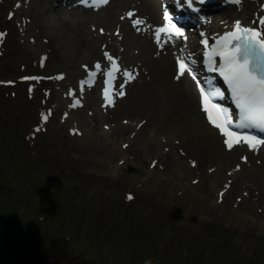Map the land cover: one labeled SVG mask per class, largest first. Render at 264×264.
Here are the masks:
<instances>
[{"label": "rangeland", "instance_id": "1", "mask_svg": "<svg viewBox=\"0 0 264 264\" xmlns=\"http://www.w3.org/2000/svg\"><path fill=\"white\" fill-rule=\"evenodd\" d=\"M121 2L111 0L101 15L95 16L98 22L87 20L79 30H74L81 40L87 38L85 48L79 50L68 33L61 31L59 22L71 12L83 18L84 14L67 6L56 7L54 0H0V28L7 34L0 50L2 82L39 73L54 76L65 72L67 76L63 82L46 83L38 93L34 88L28 90L31 100L20 101L24 115L28 109H36L35 113L32 111V119L37 128L31 129L35 134L34 154L23 146L21 133L25 126L17 118L21 111L11 102L1 109L0 214H9L21 222L29 241L25 244L20 236L17 242L25 252L60 248L73 264H157L159 259V264L182 261L199 264L203 259L208 260L206 264H264V195L258 201L244 198L236 206L237 196L251 195L255 199V195L242 190L244 183L238 178L220 206L215 202V192L224 178L212 187H203L199 182L192 184L193 179H200L199 174L178 179L173 163L161 157L157 159L165 169L160 170L158 165L149 169L150 161L161 149L156 144L131 145L125 152L120 148L125 138L107 135L111 137L110 145L120 151L113 154L104 142L101 127L110 122L101 120L96 124L93 105L71 114L69 122H61L64 109L59 107L65 103L62 89L75 82L80 65L90 56L92 62L101 58V46L107 45L126 65L133 63L127 59L126 39L115 44L109 40L116 26L119 29L125 26L124 16L117 14ZM134 6L128 0L121 10L129 11ZM97 25L111 36L94 42ZM86 32L90 34L84 37ZM132 39L138 41V35ZM131 50L137 52L138 48L134 46ZM43 55L47 56L45 67L38 63ZM19 64L24 67H18ZM150 89L157 93L160 90L154 84ZM92 94L96 101L97 93ZM51 107L56 114L45 125L46 131L36 132L44 127L40 115ZM89 112L92 114L88 115ZM120 117L145 119L146 112L135 106L134 110L121 111L117 115ZM72 124L77 125L82 136L67 135ZM16 125V137L1 135L2 126ZM12 161L18 163L17 168L4 169ZM208 167L204 166L202 172ZM125 192H133L135 200L125 202ZM36 209L48 215L35 213ZM38 216L43 221H35ZM62 236H69L72 242L65 243ZM118 239L122 245L114 244H120ZM197 240L200 242L194 247ZM19 254L9 256L0 241V264H70L57 251L36 258Z\"/></svg>", "mask_w": 264, "mask_h": 264}, {"label": "bare ground", "instance_id": "2", "mask_svg": "<svg viewBox=\"0 0 264 264\" xmlns=\"http://www.w3.org/2000/svg\"><path fill=\"white\" fill-rule=\"evenodd\" d=\"M133 1L137 6V13H140L148 18L147 27L142 26L139 28V31L143 28L149 29V27H154L155 25L157 27L160 24L159 17L156 15V5H154L153 0ZM127 2L128 0H122L120 7L122 8L123 6H126ZM250 5L251 4L244 2V9L238 11L239 14H236L233 11L231 14L229 11L226 15L223 14L224 16H221L219 19H213L215 30L218 28L222 29L225 26L224 22L236 21L238 19L254 20L253 15L255 7H253V5L250 7ZM93 10L95 9L90 11L87 10V12L90 13L89 17H79L76 16L75 13L71 12L60 19L59 25L62 27L61 31L68 33L71 43L78 46L79 50L81 47L82 49L85 48L87 38L86 40H81L78 35H75L74 30H79L81 24L87 23V20L99 21L96 18V15H101L103 10L99 11V13L91 12ZM247 13L249 18L244 17ZM220 14L221 13L218 15ZM132 22H135L134 17L131 22L126 21L127 26H124L122 29L123 42L125 39L128 40L126 53L129 58H133L131 48L133 45H136L139 51L138 55L140 57L139 64L140 66L145 67L144 74L147 80L158 84L162 88V90H159V93L157 94V92L151 90L149 87L142 85L139 87L140 92L136 96L137 99L125 102L124 108L134 110L135 106H137L140 111L143 110L146 112L145 124L137 131V135L131 139L132 145L142 144L143 141L144 143H150L151 146L155 143L158 146V143L159 145L161 143L159 141L160 138L158 137V139H155V137L157 135L162 136L166 139L163 142L164 146L169 148V152L166 153L167 161L169 163H173L175 176L178 179L184 178L190 173L196 174V172H198L197 170H200L199 185H202L203 187H210L214 183L218 184V181H220L224 176L223 170L215 168L212 173L208 169L216 167L217 160L219 163L221 162V164L224 165L226 161L223 160L222 157L227 156L228 152L225 151L221 145L215 130L205 122L204 116L199 109L197 96L190 84L183 76L179 80L175 78L178 73L174 64L175 56L172 54H163V51L155 49L153 36L151 40L149 37L140 34L138 35V41L136 44L131 39L135 36V33L129 29H136L138 26ZM99 29L98 32H95L94 42L96 39L101 40L102 37L106 36H100L101 30ZM139 31H137V34ZM88 34L90 33L86 32L83 36L87 37ZM119 39L122 40L121 37H119ZM111 40L116 41V39L112 37ZM117 43L121 42L117 41ZM66 48L67 47H65V49ZM77 72L76 73L78 75L80 70ZM90 101L91 99L89 102ZM126 111L127 110H125L124 113ZM164 126H166V128H163ZM127 129L128 128L125 126L114 127L112 130L113 136L116 135L128 138ZM150 132L154 134V138H150V140H148L147 136ZM103 139L107 144V148H109L113 154H119V149L112 147V143L110 145L111 138L105 135V137L103 136ZM172 150H175L178 156H176L173 160H169L168 155ZM232 155L235 154L233 153ZM191 156L196 157L198 160V168L196 170L188 167L190 164L188 159ZM250 159H252V156H250ZM192 160H194V158H192ZM206 165H209V167L206 172H202V168ZM242 177L248 179V181H253V184L256 183L259 187L263 186L264 188V169L249 172ZM235 183L237 184V182ZM263 188L262 190L264 191ZM243 204L241 206H243Z\"/></svg>", "mask_w": 264, "mask_h": 264}, {"label": "snow or ice", "instance_id": "3", "mask_svg": "<svg viewBox=\"0 0 264 264\" xmlns=\"http://www.w3.org/2000/svg\"><path fill=\"white\" fill-rule=\"evenodd\" d=\"M107 2V0H105ZM191 3L192 0H187ZM201 4L205 3L206 0H199ZM131 15V14H129ZM167 19V16H165ZM259 23H264L262 19ZM241 27L240 22H236V28L239 30ZM103 32V29H101ZM245 33H251V42L241 45L239 41L242 37L234 36L237 41L236 44L232 45V51L222 52L220 55L223 57L222 66L215 67L213 64H209V70L219 71L220 75L224 77L229 88L231 89L232 96L234 97L235 103L241 112L242 123L238 125L239 127H254L261 131H264V69L260 67L259 58H257V64L253 65L251 63L252 57L255 54V47H259L261 51H264V40H259L257 37L260 33L254 29L245 28ZM3 34H0L2 36ZM177 35L183 37L182 32H177ZM202 43L207 44V41H202ZM215 51V49H213ZM105 57L108 59H113L106 52ZM178 73L176 79L179 80L182 76L190 73L192 70L182 61L178 60ZM87 69V65L84 66ZM97 69L100 68V64L95 65ZM126 75L131 76V73L126 69ZM134 79V76H131ZM192 78L196 80L197 78L193 75ZM30 79V78H24ZM36 79V78H31ZM11 83V82H9ZM122 88L123 85H120ZM203 101L205 103L209 102V97L205 96L203 88L200 89ZM121 96L125 95L124 92L119 93ZM213 96L222 97L223 93L219 90L212 93ZM75 106V105H73ZM214 108L220 111V106L213 104ZM207 112V108L203 109ZM47 119V116H45ZM211 119V118H209ZM214 126L221 130V133L228 137L229 139L224 140L225 146L231 150L233 149V139H238V134L229 131L227 125L231 124V120L226 119L224 125L212 121ZM127 147V145H125ZM242 159H246L243 158ZM129 200L132 199L131 196L128 197Z\"/></svg>", "mask_w": 264, "mask_h": 264}, {"label": "water", "instance_id": "4", "mask_svg": "<svg viewBox=\"0 0 264 264\" xmlns=\"http://www.w3.org/2000/svg\"><path fill=\"white\" fill-rule=\"evenodd\" d=\"M0 224L4 228L5 234H7L9 231L18 230V226L16 225L15 221L11 218L0 216Z\"/></svg>", "mask_w": 264, "mask_h": 264}, {"label": "trees", "instance_id": "5", "mask_svg": "<svg viewBox=\"0 0 264 264\" xmlns=\"http://www.w3.org/2000/svg\"><path fill=\"white\" fill-rule=\"evenodd\" d=\"M10 136H13V135H10Z\"/></svg>", "mask_w": 264, "mask_h": 264}]
</instances>
